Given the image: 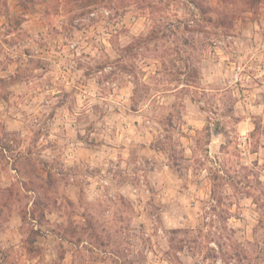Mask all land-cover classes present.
<instances>
[{"label": "clouds", "instance_id": "9594fccd", "mask_svg": "<svg viewBox=\"0 0 264 264\" xmlns=\"http://www.w3.org/2000/svg\"><path fill=\"white\" fill-rule=\"evenodd\" d=\"M0 264H264V0H0Z\"/></svg>", "mask_w": 264, "mask_h": 264}]
</instances>
